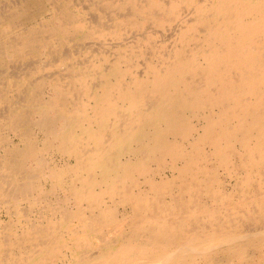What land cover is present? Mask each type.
I'll return each instance as SVG.
<instances>
[{"label":"bare ground","instance_id":"obj_1","mask_svg":"<svg viewBox=\"0 0 264 264\" xmlns=\"http://www.w3.org/2000/svg\"><path fill=\"white\" fill-rule=\"evenodd\" d=\"M0 209V264H264V0H0Z\"/></svg>","mask_w":264,"mask_h":264},{"label":"rangeland","instance_id":"obj_2","mask_svg":"<svg viewBox=\"0 0 264 264\" xmlns=\"http://www.w3.org/2000/svg\"><path fill=\"white\" fill-rule=\"evenodd\" d=\"M46 15H50V13H46ZM84 44H85V45H84ZM98 44H99V43H98V42L96 43V41H91V42L86 41V43H85V42L83 43L84 46H87V45H88V46H93V45H97V46H98ZM65 47H66V46H65ZM65 47H64V48H65ZM65 50H66V48H65ZM28 61L30 62V60H28ZM26 62H27V61H26ZM29 62H28V63H29ZM1 209H2V208H1ZM1 209H0V217L3 219V218H4V214H5V212H3V210H1ZM1 212H2V213H1ZM1 215H2V216H1Z\"/></svg>","mask_w":264,"mask_h":264}]
</instances>
